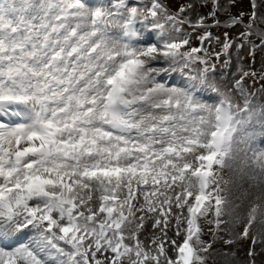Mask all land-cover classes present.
I'll return each instance as SVG.
<instances>
[{
  "label": "snow or ice",
  "instance_id": "obj_1",
  "mask_svg": "<svg viewBox=\"0 0 264 264\" xmlns=\"http://www.w3.org/2000/svg\"><path fill=\"white\" fill-rule=\"evenodd\" d=\"M261 25L264 0H2L0 264H264Z\"/></svg>",
  "mask_w": 264,
  "mask_h": 264
},
{
  "label": "rangeland",
  "instance_id": "obj_2",
  "mask_svg": "<svg viewBox=\"0 0 264 264\" xmlns=\"http://www.w3.org/2000/svg\"><path fill=\"white\" fill-rule=\"evenodd\" d=\"M259 61V58H257V62ZM259 65H258V63H257V67H258ZM250 183V182H249ZM245 187L247 188L248 187V184H245ZM235 203L236 204H240L241 203V201L240 200H235ZM246 212H247V206L246 205H244V206H242V207H240V208H236L235 209V212H234V215H240L241 217H243V216H245L246 215ZM225 219H229V217H225ZM237 227V230H239V228H240V225H237L236 226ZM244 247H246L245 245H243V244H240V245H237V248H236V250L239 252V255H240V257L242 258L243 257V250H244Z\"/></svg>",
  "mask_w": 264,
  "mask_h": 264
}]
</instances>
